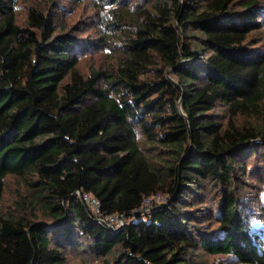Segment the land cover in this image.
Returning a JSON list of instances; mask_svg holds the SVG:
<instances>
[{"label":"trees","instance_id":"obj_1","mask_svg":"<svg viewBox=\"0 0 264 264\" xmlns=\"http://www.w3.org/2000/svg\"><path fill=\"white\" fill-rule=\"evenodd\" d=\"M0 264H264V0H0Z\"/></svg>","mask_w":264,"mask_h":264},{"label":"built area","instance_id":"obj_2","mask_svg":"<svg viewBox=\"0 0 264 264\" xmlns=\"http://www.w3.org/2000/svg\"><path fill=\"white\" fill-rule=\"evenodd\" d=\"M77 195H79L82 201L87 204L93 215L98 219V221L105 223L106 225L110 226L113 229H117L123 225V217L119 214H106L104 215L101 211V203L100 200L92 195L87 193H80L79 191H75ZM161 196L157 193L152 197H148L144 200L143 206L148 207L153 200H159Z\"/></svg>","mask_w":264,"mask_h":264},{"label":"rangeland","instance_id":"obj_3","mask_svg":"<svg viewBox=\"0 0 264 264\" xmlns=\"http://www.w3.org/2000/svg\"><path fill=\"white\" fill-rule=\"evenodd\" d=\"M260 152H263V150H260ZM13 184H15V182L13 181V180H10V181H8L7 182V187L8 188H13ZM7 189V188H6ZM9 191H11V189H7V191H6V196L10 199V200H12V198H13V194L12 193H10Z\"/></svg>","mask_w":264,"mask_h":264}]
</instances>
